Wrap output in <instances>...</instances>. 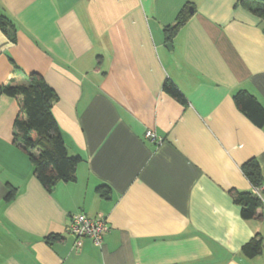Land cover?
Here are the masks:
<instances>
[{
  "label": "crops",
  "instance_id": "crops-1",
  "mask_svg": "<svg viewBox=\"0 0 264 264\" xmlns=\"http://www.w3.org/2000/svg\"><path fill=\"white\" fill-rule=\"evenodd\" d=\"M0 16L17 28L16 42L0 29V88L43 76L82 157L77 181L49 192L14 142L18 101L0 94V264H264V204L244 219L231 194L255 191L242 170L253 158L264 178V126L234 99L264 108V18L238 0H0ZM80 213L107 218L103 246L75 244Z\"/></svg>",
  "mask_w": 264,
  "mask_h": 264
},
{
  "label": "trees",
  "instance_id": "trees-1",
  "mask_svg": "<svg viewBox=\"0 0 264 264\" xmlns=\"http://www.w3.org/2000/svg\"><path fill=\"white\" fill-rule=\"evenodd\" d=\"M238 3L260 18H264V0H238ZM191 16L189 7H184L175 23L164 28L167 41L176 37ZM0 29L12 42H16L17 28L5 16H0ZM164 90L180 103H186L182 92L171 80L165 82ZM0 94L18 101L20 110L14 121V142L28 155L37 180L49 192L59 183L76 182L77 169L82 162V157L69 153L65 137L53 113V108L59 99L58 95L43 76L33 73L29 75L27 84H5L0 88ZM234 99L237 108L247 118L258 127L264 126V108L256 98L247 92H239ZM242 170L254 188L264 185L261 166L256 158L244 163ZM10 188L5 199L7 202L15 199L17 194L15 187ZM103 190L104 186L99 187L100 192ZM107 192H104L102 196L106 197ZM231 194L234 202L241 207V216L244 219L255 218L257 210L263 206L262 199L255 192L231 191ZM48 239L58 240L53 236ZM262 250L261 239H254L243 247V253L249 258L256 257Z\"/></svg>",
  "mask_w": 264,
  "mask_h": 264
},
{
  "label": "built area",
  "instance_id": "built-area-1",
  "mask_svg": "<svg viewBox=\"0 0 264 264\" xmlns=\"http://www.w3.org/2000/svg\"><path fill=\"white\" fill-rule=\"evenodd\" d=\"M147 138L152 142H160L152 131L147 133ZM254 192L264 204V186L255 188ZM67 231L73 236L77 246H80L84 239H92L96 246L101 247L105 235L109 232V224L105 217L94 218L81 213L70 217Z\"/></svg>",
  "mask_w": 264,
  "mask_h": 264
},
{
  "label": "water",
  "instance_id": "water-1",
  "mask_svg": "<svg viewBox=\"0 0 264 264\" xmlns=\"http://www.w3.org/2000/svg\"><path fill=\"white\" fill-rule=\"evenodd\" d=\"M190 12L192 13L193 11H192V9H190ZM170 47L172 46V45H169Z\"/></svg>",
  "mask_w": 264,
  "mask_h": 264
},
{
  "label": "rangeland",
  "instance_id": "rangeland-1",
  "mask_svg": "<svg viewBox=\"0 0 264 264\" xmlns=\"http://www.w3.org/2000/svg\"><path fill=\"white\" fill-rule=\"evenodd\" d=\"M1 210H2V208H0V213H1Z\"/></svg>",
  "mask_w": 264,
  "mask_h": 264
}]
</instances>
